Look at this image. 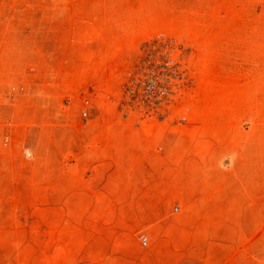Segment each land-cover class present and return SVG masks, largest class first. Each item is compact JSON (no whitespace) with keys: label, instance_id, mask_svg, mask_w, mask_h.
Returning <instances> with one entry per match:
<instances>
[{"label":"rangeland","instance_id":"rangeland-1","mask_svg":"<svg viewBox=\"0 0 264 264\" xmlns=\"http://www.w3.org/2000/svg\"><path fill=\"white\" fill-rule=\"evenodd\" d=\"M166 2L135 41L118 0H0V264H264V0ZM159 34L190 79L151 117L120 90ZM103 145L167 152L161 189H112Z\"/></svg>","mask_w":264,"mask_h":264},{"label":"built area","instance_id":"built-area-1","mask_svg":"<svg viewBox=\"0 0 264 264\" xmlns=\"http://www.w3.org/2000/svg\"><path fill=\"white\" fill-rule=\"evenodd\" d=\"M186 51L183 42L166 34L145 41L139 59L121 85L122 102L145 116L169 111L183 96L190 79ZM141 240L145 245L148 242L144 235Z\"/></svg>","mask_w":264,"mask_h":264},{"label":"crops","instance_id":"crops-1","mask_svg":"<svg viewBox=\"0 0 264 264\" xmlns=\"http://www.w3.org/2000/svg\"><path fill=\"white\" fill-rule=\"evenodd\" d=\"M118 1L120 5H124L125 7L122 9L121 13L120 10L113 11V14H111L113 17L112 20L115 23L117 21H124L127 23V32L133 30L132 37L135 41H141L142 38L155 35L164 29L163 23L165 19L159 9L161 6L168 3L166 0ZM171 2L173 3V1ZM138 5L144 6L145 8L138 13L130 9ZM150 146L151 145H116V147L112 148L110 145H103L102 148H87V156L89 158L92 157L94 160H99L100 164L112 166L114 168V179L112 178L113 183L111 184L112 189L122 190V188H125L128 191H134L132 188H135V186H131V182L141 181L146 182V188L141 187L142 190H148L152 193L153 191L161 189V183L165 181L163 175L161 177V173H149L142 176L140 175L142 172H138L140 169L137 170L136 166L146 165L151 162H158L159 164L162 159L167 157L168 153L164 152L161 154L155 151V149L150 148ZM79 150L82 149H76L78 156H80Z\"/></svg>","mask_w":264,"mask_h":264}]
</instances>
